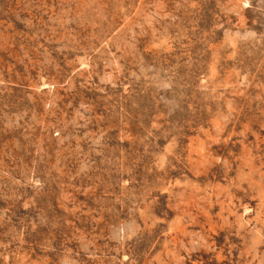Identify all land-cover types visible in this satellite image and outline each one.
<instances>
[{
	"label": "rangeland",
	"instance_id": "obj_1",
	"mask_svg": "<svg viewBox=\"0 0 264 264\" xmlns=\"http://www.w3.org/2000/svg\"><path fill=\"white\" fill-rule=\"evenodd\" d=\"M0 264H264V0H0Z\"/></svg>",
	"mask_w": 264,
	"mask_h": 264
}]
</instances>
